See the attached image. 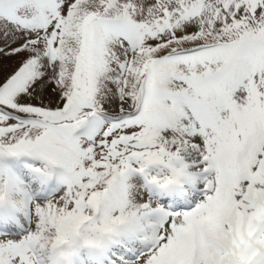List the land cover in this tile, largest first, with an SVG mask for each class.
<instances>
[{
    "label": "snow or ice",
    "instance_id": "snow-or-ice-1",
    "mask_svg": "<svg viewBox=\"0 0 264 264\" xmlns=\"http://www.w3.org/2000/svg\"><path fill=\"white\" fill-rule=\"evenodd\" d=\"M0 264H264V0H0Z\"/></svg>",
    "mask_w": 264,
    "mask_h": 264
}]
</instances>
